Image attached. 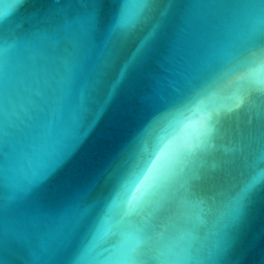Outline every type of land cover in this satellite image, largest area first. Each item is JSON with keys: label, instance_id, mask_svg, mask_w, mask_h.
<instances>
[{"label": "water", "instance_id": "obj_1", "mask_svg": "<svg viewBox=\"0 0 264 264\" xmlns=\"http://www.w3.org/2000/svg\"><path fill=\"white\" fill-rule=\"evenodd\" d=\"M256 71L264 0H0V264H264ZM209 116L169 202L127 218L125 154Z\"/></svg>", "mask_w": 264, "mask_h": 264}, {"label": "snow or ice", "instance_id": "obj_2", "mask_svg": "<svg viewBox=\"0 0 264 264\" xmlns=\"http://www.w3.org/2000/svg\"><path fill=\"white\" fill-rule=\"evenodd\" d=\"M144 21L143 16L135 19L124 36L125 42L131 41L139 25ZM117 76L120 66L115 67ZM253 87L264 88V73L256 71L245 78L243 91L250 92ZM214 117H207L200 128L199 135L192 140L176 143L169 137L167 130L161 126L150 144L141 147L131 154H125L123 170L120 175V187L126 196L125 214L132 218L142 214L154 203L161 208L169 202L170 194L177 178L184 172L183 161L195 155L206 144L211 136ZM75 153H73L74 155ZM66 162L62 161L61 165ZM243 205L237 211L231 225L229 235L233 242L236 226L244 217Z\"/></svg>", "mask_w": 264, "mask_h": 264}]
</instances>
